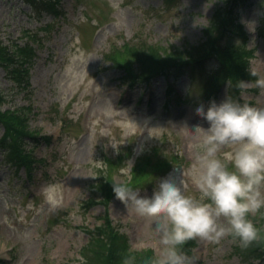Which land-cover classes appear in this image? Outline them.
Returning <instances> with one entry per match:
<instances>
[{
  "label": "rangeland",
  "instance_id": "1",
  "mask_svg": "<svg viewBox=\"0 0 264 264\" xmlns=\"http://www.w3.org/2000/svg\"><path fill=\"white\" fill-rule=\"evenodd\" d=\"M228 0H177L171 7L163 0H62L60 17L29 16L21 0H0V41L22 44L33 33L37 57L29 72V94L14 87L0 68V92L6 108L31 111L28 131L33 146L24 143L33 160L30 170L13 169L3 162L0 149V264H80V252L103 219L118 227L136 254L161 247L151 231L154 217L138 214L114 191L117 181L151 194L159 177L184 170L188 191L198 194L188 176L195 159L199 136L181 126H207L194 111L207 108L211 100L227 96L242 103L264 105V90L242 83L239 94H228L229 82L211 98L216 86L211 75H223L225 46L218 30L212 37L219 45L218 66L210 64L195 78H178L175 93L185 96L179 106L165 107L166 82L131 87L124 72L133 63L130 50L142 44L185 50L207 39L217 10ZM239 23L247 33L245 49L252 56L250 71L264 78V0H250ZM223 46V47H222ZM111 58V59H110ZM215 59V58H214ZM2 130L0 129V136ZM15 139V137H12ZM113 181V184L110 182ZM56 189L59 204L52 207L44 190ZM260 229L264 251V208L251 213ZM186 250L192 264L248 263L237 252L236 239L226 235L218 241L192 238ZM190 245V246H191Z\"/></svg>",
  "mask_w": 264,
  "mask_h": 264
},
{
  "label": "clouds",
  "instance_id": "2",
  "mask_svg": "<svg viewBox=\"0 0 264 264\" xmlns=\"http://www.w3.org/2000/svg\"><path fill=\"white\" fill-rule=\"evenodd\" d=\"M257 84L264 90V78ZM194 111L207 126L181 127L199 136L195 159L188 166L198 194L188 191L183 169H178L179 178L174 175L177 168L156 179L151 194L141 195L125 182L114 184L121 200L138 214L154 217L151 231L161 247L151 264H192L182 247L192 238L218 241L231 235L247 246L260 231L251 213L264 208V105L227 96L211 100L206 109L197 104ZM44 195L52 207L59 204L54 187H46ZM121 264H137L135 255H124Z\"/></svg>",
  "mask_w": 264,
  "mask_h": 264
},
{
  "label": "trees",
  "instance_id": "3",
  "mask_svg": "<svg viewBox=\"0 0 264 264\" xmlns=\"http://www.w3.org/2000/svg\"><path fill=\"white\" fill-rule=\"evenodd\" d=\"M29 9V16L36 21L42 15H50L52 18L62 15V0H21ZM177 0H163L164 6L171 7ZM250 0H228L227 7L217 10L215 18L211 22L207 39L204 43L190 46L185 50H180L169 46H149L142 44L130 50L133 63L125 66L118 58H110L112 64L122 69L124 72L123 82L131 87L135 85H150L153 80L161 78L166 82L164 102L165 107L173 104L179 105L180 99L174 92L173 84L181 77L195 78L205 72L211 63L218 66L219 59L216 54L219 50L216 40L212 37V31L218 30L221 35L223 46H225L224 61H220L223 68V75L218 73L211 75V81L216 83L211 91V98L219 92L223 84L227 86L228 94H238L242 90V83L247 81L257 84L258 76L250 71L249 61L251 52L245 49L247 34L243 31L239 18L241 12L247 10ZM33 33L27 35L26 40L20 44L11 42L4 44L0 41V68L9 82L20 91L29 94V72L33 67L37 57L36 46ZM222 46V47H223ZM215 58V59H214ZM5 97L0 92V104ZM31 111L25 107L21 109L6 108L0 114V149L4 151L2 160L13 169L24 167L29 171L33 160L31 155L23 148L25 145L33 146L37 142L36 137L28 131V115ZM15 137V139H12ZM113 184V181L110 182ZM114 187V186H113ZM103 224L94 230L88 231L90 234L88 244L83 248L81 255L83 262L80 264H121L124 255L131 254L127 236L112 225L107 218L103 219ZM192 239L187 240L183 250L195 247L191 245ZM191 245V246H190ZM262 240H254L247 246L237 245V252L241 256L247 257L248 263L254 261H264V251L261 248ZM137 264H151L154 254L149 249H144L133 254Z\"/></svg>",
  "mask_w": 264,
  "mask_h": 264
}]
</instances>
